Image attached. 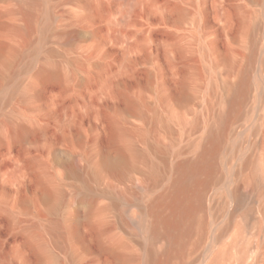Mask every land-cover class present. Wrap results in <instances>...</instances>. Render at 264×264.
Here are the masks:
<instances>
[{
  "label": "rangeland",
  "instance_id": "obj_1",
  "mask_svg": "<svg viewBox=\"0 0 264 264\" xmlns=\"http://www.w3.org/2000/svg\"><path fill=\"white\" fill-rule=\"evenodd\" d=\"M242 76L198 223L152 238ZM0 264H264V0H0Z\"/></svg>",
  "mask_w": 264,
  "mask_h": 264
},
{
  "label": "bare ground",
  "instance_id": "obj_2",
  "mask_svg": "<svg viewBox=\"0 0 264 264\" xmlns=\"http://www.w3.org/2000/svg\"><path fill=\"white\" fill-rule=\"evenodd\" d=\"M41 29L44 31V27ZM245 84L246 79L242 76L233 85L226 86L228 90L226 101L228 104L220 115V126L209 130L195 156L176 163L170 190L162 199L150 205L153 220L149 231L152 238L169 235L177 245L180 234L188 235L193 230L197 222L194 213L196 209L202 207L203 196L212 182L213 174L218 166L216 165L215 154L222 146L228 120L236 111L240 94L244 90L242 86ZM25 130L24 126L20 127V132H26ZM132 156H135V154L126 153L125 150L118 148L116 163H112V166L122 167L125 163H128V159ZM71 170L76 172L73 168ZM201 172H204V175L199 176L198 174ZM256 173V170H254L252 174L256 175ZM259 190H262V188ZM245 223L246 221L243 222V225ZM151 258L152 260L155 259L152 254Z\"/></svg>",
  "mask_w": 264,
  "mask_h": 264
}]
</instances>
